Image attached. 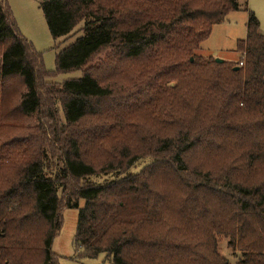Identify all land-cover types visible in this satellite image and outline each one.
<instances>
[{"label": "trees", "instance_id": "16d2710c", "mask_svg": "<svg viewBox=\"0 0 264 264\" xmlns=\"http://www.w3.org/2000/svg\"><path fill=\"white\" fill-rule=\"evenodd\" d=\"M40 7L52 37L64 38L55 48L80 35L59 48L50 73L0 0V264H60L52 243L73 208L80 259L264 264V33L255 12L239 0ZM240 9L248 20L239 60L201 54L213 27ZM74 70L82 75L52 80Z\"/></svg>", "mask_w": 264, "mask_h": 264}, {"label": "rangeland", "instance_id": "374dc122", "mask_svg": "<svg viewBox=\"0 0 264 264\" xmlns=\"http://www.w3.org/2000/svg\"><path fill=\"white\" fill-rule=\"evenodd\" d=\"M13 18L15 19L20 32L28 39L34 48L43 54V61L46 70L50 73L56 70V55L59 48L72 43L77 36L80 35L78 30L72 38L62 43L59 48H55L56 43L64 38L55 40L48 28L43 11L40 7L42 0H6ZM242 7L247 3V7L254 11L260 21V30L264 33V0H239ZM255 8V9H254ZM248 11L245 9L230 11L225 20L216 24L210 36L202 44L199 52L205 56L212 55L215 59H223L230 62H237L240 53L237 51V41L244 39L247 35ZM81 25V24H80ZM79 25V26H80ZM79 29V27L77 28ZM81 70H74L67 73H57L52 76V80L57 83H63L70 78L80 77ZM28 122L34 123L33 119ZM83 201H81V205ZM62 208H65L63 206ZM78 209H64L62 211V225L59 233L56 235L52 250L58 255L60 264H100L104 258L103 255L97 258H78L77 249L75 247L74 238L76 234ZM227 239L222 238L219 246L221 253L234 261L231 249L228 247Z\"/></svg>", "mask_w": 264, "mask_h": 264}, {"label": "water", "instance_id": "95a60500", "mask_svg": "<svg viewBox=\"0 0 264 264\" xmlns=\"http://www.w3.org/2000/svg\"><path fill=\"white\" fill-rule=\"evenodd\" d=\"M216 61L222 63L224 60L217 58ZM235 69H238V66H236Z\"/></svg>", "mask_w": 264, "mask_h": 264}, {"label": "crops", "instance_id": "0c3cea01", "mask_svg": "<svg viewBox=\"0 0 264 264\" xmlns=\"http://www.w3.org/2000/svg\"><path fill=\"white\" fill-rule=\"evenodd\" d=\"M240 2V1H239ZM241 3V2H240ZM241 4H244V2L243 3H241ZM255 9V8H254Z\"/></svg>", "mask_w": 264, "mask_h": 264}, {"label": "built area", "instance_id": "2783aa9c", "mask_svg": "<svg viewBox=\"0 0 264 264\" xmlns=\"http://www.w3.org/2000/svg\"><path fill=\"white\" fill-rule=\"evenodd\" d=\"M241 64H243V63L241 62Z\"/></svg>", "mask_w": 264, "mask_h": 264}]
</instances>
